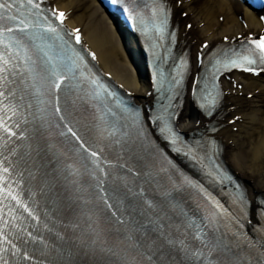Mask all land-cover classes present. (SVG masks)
I'll return each instance as SVG.
<instances>
[{
    "label": "bare ground",
    "instance_id": "bare-ground-1",
    "mask_svg": "<svg viewBox=\"0 0 264 264\" xmlns=\"http://www.w3.org/2000/svg\"><path fill=\"white\" fill-rule=\"evenodd\" d=\"M56 1L59 8L68 11L67 24L81 28L101 68L109 72L126 89L131 90L137 103L149 102L151 96L145 95L148 90L147 74L141 65V58L137 55L139 50L135 40L130 37L128 44L124 42L117 27L95 0ZM171 1L172 20L178 29L176 45L188 48L189 51L196 48V43L191 42L193 35L210 41L207 52L220 41L219 37L222 35L231 37L235 33L255 32L262 26L252 12L244 9L241 17L246 22V27H243L236 18L242 6L234 0H180L179 5L175 4V0ZM178 11H185V16L180 17ZM218 15H222L220 21L216 19ZM187 21L194 26L185 31L183 26ZM200 22L201 25L198 26ZM196 69L194 67V70ZM234 79L242 83V93H252L249 99L244 95H236L237 91L234 90L233 93L223 96L221 105L209 119H204L193 109L188 96L185 95L180 111L182 123L179 125L182 129H187L196 123L200 124L202 120L214 119L222 123L234 114L241 117L240 122L236 118L232 123L239 126L238 131L231 132L228 125H225L223 152L227 153L236 175L246 187L248 194L254 196L264 190V77L254 80L235 76ZM254 88H258L257 92ZM221 130L217 132L218 136L222 134ZM228 137H231L232 145L227 144Z\"/></svg>",
    "mask_w": 264,
    "mask_h": 264
},
{
    "label": "snow or ice",
    "instance_id": "snow-or-ice-1",
    "mask_svg": "<svg viewBox=\"0 0 264 264\" xmlns=\"http://www.w3.org/2000/svg\"><path fill=\"white\" fill-rule=\"evenodd\" d=\"M28 2L32 3V0H28ZM4 7L5 4L0 3V9H3ZM59 16L63 18L64 14L59 13ZM7 31H12V29L8 28ZM253 43L256 45L258 52L249 50L247 55L239 56L238 54V60H231L229 63L233 66L243 67V70L245 71L253 70L248 66L256 64L257 60H259L260 63H264V37H261L259 41H253ZM6 63L7 61H5L3 56L0 55V73L4 71L3 65H6ZM56 87H59V85L57 84ZM0 95H2V93H0Z\"/></svg>",
    "mask_w": 264,
    "mask_h": 264
}]
</instances>
